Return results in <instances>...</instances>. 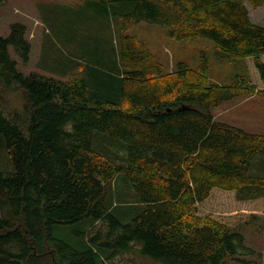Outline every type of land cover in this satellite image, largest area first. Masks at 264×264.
Here are the masks:
<instances>
[{
	"label": "trees",
	"instance_id": "obj_1",
	"mask_svg": "<svg viewBox=\"0 0 264 264\" xmlns=\"http://www.w3.org/2000/svg\"><path fill=\"white\" fill-rule=\"evenodd\" d=\"M245 1L264 5L84 0L97 27H110L113 41L118 32V47L87 41L96 44L84 49L87 70L70 81L17 68L9 45L28 62L24 24L0 35V90L16 84L26 95L14 112L0 98V145L14 165L0 171V264H102L133 248L163 264H262L240 222L264 213V177L250 174L264 134L218 121L211 110L244 94L264 98V25L251 21ZM141 22L164 25L177 40L208 39L218 60L243 59L248 74L210 82L206 51L197 70L179 61L166 73L128 33ZM121 176L135 191L136 204L125 199V209L114 202Z\"/></svg>",
	"mask_w": 264,
	"mask_h": 264
},
{
	"label": "rangeland",
	"instance_id": "obj_2",
	"mask_svg": "<svg viewBox=\"0 0 264 264\" xmlns=\"http://www.w3.org/2000/svg\"><path fill=\"white\" fill-rule=\"evenodd\" d=\"M84 0H3L0 2V35L8 37L11 34L12 25L21 23L25 25V37L31 44L28 62L22 61L13 45H9V52L18 62L17 68L25 74L41 73L45 76L55 77L63 81H70L74 77L86 72L90 59V50H84L86 46L95 47L94 38L99 39L102 48L111 51L118 47V32L113 41L110 27L93 22L96 10L89 7ZM249 9L251 21L264 25V5L254 8L245 1ZM65 20L64 26L61 24ZM118 30V24L116 23ZM64 30V34H60ZM128 33L143 41L162 63L164 71L171 73L176 71L179 61L186 62L190 68L197 70L200 64V54L206 51L209 54L211 65L209 81L221 85H228L235 81L237 75H247L245 60H218L213 43L204 38H191L177 40L171 38L164 25L141 22L133 25ZM69 34L70 36H68ZM72 42V43H71ZM110 49V50H109ZM113 51V50H112ZM0 98L7 112L21 111L25 103V91L16 84L11 88L0 90ZM214 118L241 127L249 132L264 134V98L257 94H244L224 101L222 104L211 108ZM94 147L99 151L110 152L98 141ZM105 149V150H104ZM114 151L120 152V146L115 145ZM111 150V149H110ZM112 151V150H111ZM14 165L10 159L5 145H0V171H13ZM250 174L264 177V149L253 160L250 166ZM120 177L117 186L121 198H114V202L121 209L132 202L135 191L127 186V182ZM115 188V189H117ZM264 194V185L261 186ZM136 204V203H133ZM130 216L124 221L136 215L131 210ZM250 213V214H249ZM240 222L244 228L247 244L255 250L262 251L264 264V213H251ZM100 223L88 229L95 230ZM90 233V232H89ZM48 251H46L47 253ZM50 255V252L47 253ZM49 257V256H48ZM50 258V257H49ZM44 261H42V264ZM102 264H163L154 261L133 248L128 252L112 255L104 258ZM227 264H240L234 260H228Z\"/></svg>",
	"mask_w": 264,
	"mask_h": 264
}]
</instances>
